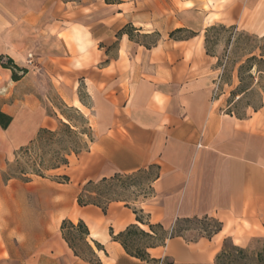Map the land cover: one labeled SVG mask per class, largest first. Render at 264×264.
<instances>
[{"label": "crops", "instance_id": "obj_1", "mask_svg": "<svg viewBox=\"0 0 264 264\" xmlns=\"http://www.w3.org/2000/svg\"><path fill=\"white\" fill-rule=\"evenodd\" d=\"M230 2L220 12L203 8L202 23L197 5L172 8L165 21L146 23L139 18V3L103 7L95 0H0V11L10 17L0 20V39L7 47L0 55L15 59L31 49L38 62L35 76L41 78L35 89L9 99L0 96V111L13 119L7 130L0 126V264H90L65 241V220L87 225L101 264H147L130 257L112 237L136 223L134 208L167 230L178 219L210 217L223 223L211 240L173 238L149 249L161 261L214 264L225 239L246 248L254 238H264V107L247 118L223 111L216 96L220 72L201 35L222 23L264 36V0ZM127 26L137 34H158L157 44L147 48L123 34ZM180 29L196 35L166 38ZM3 72L11 76V70ZM49 91L64 108L86 118L93 134L90 149L52 171L68 176V184L44 178L5 181L19 147L40 129L55 130L60 121L67 122L62 114L49 113ZM153 165L160 175L151 198L131 207L115 202L106 213L78 205L77 188L89 181Z\"/></svg>", "mask_w": 264, "mask_h": 264}, {"label": "rangeland", "instance_id": "obj_2", "mask_svg": "<svg viewBox=\"0 0 264 264\" xmlns=\"http://www.w3.org/2000/svg\"><path fill=\"white\" fill-rule=\"evenodd\" d=\"M95 3L101 4L103 7L105 4L110 3H125L129 4V7L139 3V16L140 14L142 15L139 18L144 20L146 23H150L153 19L165 21L169 15L172 16V8L173 10L177 9L181 11L186 7L197 5L196 9L200 11V13L196 15V18L199 20V23H202L205 18V13H203L202 10L203 8L212 9L214 12H220L224 8H227L231 2L230 0H95ZM135 13L136 12H134V14ZM194 16L195 15H192L193 18ZM177 17L179 18V16ZM180 17L182 19L185 18L181 15ZM9 18L8 12L0 11L1 21L7 22ZM189 23L196 26L197 22L195 19H190ZM211 26H224L226 28L224 30L218 29L208 35L209 51L215 58L214 67L216 66L217 71L220 72L216 96L222 100V109L226 114L236 116L238 118H247L249 114L257 112L264 107V72L259 73V71H264V36L252 33L237 26H233L235 28L231 29L232 26L222 23H215ZM206 29L203 33H201L204 41ZM126 30L129 32L131 31L130 28ZM193 33V30L182 29V31L175 34V36L172 37L171 33L166 36V38L169 39L172 37L173 39H185L193 37ZM132 34L134 40L147 46L153 45L158 39L156 33L147 35L144 33L137 34L132 32ZM2 46H4V48H2ZM116 48V45H114L113 56H115ZM6 49V43H4L1 38L0 53ZM31 53L34 55V60L32 64H29L28 55ZM252 57H256V60H249ZM8 58L10 57L0 55V96L5 97L7 94V96L9 95V99L16 93H23L26 88L33 87L35 89L41 81L40 77V79H37L35 76L38 74V71H36L38 66L36 53L31 49H27L21 51L19 57L15 59L11 58L15 65L28 71L25 75H23V72L17 71V75L21 76L22 80L29 73L33 75V78H29L28 81L21 82L20 84L14 86L12 84V71L11 76L8 78H5L3 74L2 65L7 63ZM218 65H221L222 67L217 68ZM41 74L42 73L40 72L39 76ZM79 92L80 96L85 99L83 86L80 87ZM49 100L50 104L48 106V111L51 115L65 113L71 118L72 124L77 125L81 130L85 129L86 125L84 124L82 116L73 108H64V104L54 91H49ZM31 140L23 146H26ZM21 147L13 153L8 163L15 162V153ZM155 174L156 170H151L135 175L132 178L124 179L126 185L124 187H119L117 193L121 194V196L126 200L132 202L131 205H137V203L145 201L153 196L151 181L153 180ZM62 176L66 175H57L56 173L50 172L46 173V178L44 179L61 182ZM32 179V181H40V177L32 176ZM77 183L78 182H76V185ZM81 189L82 188H77V192ZM213 225L214 223L211 221H190L180 223L177 230L186 238V240H194L200 235H204L203 231L206 229L210 230L209 227H212ZM263 244L264 238H254L250 246L246 248L252 253H257L262 249ZM172 262L174 261L172 260ZM166 263L167 261H164V264Z\"/></svg>", "mask_w": 264, "mask_h": 264}, {"label": "trees", "instance_id": "obj_3", "mask_svg": "<svg viewBox=\"0 0 264 264\" xmlns=\"http://www.w3.org/2000/svg\"><path fill=\"white\" fill-rule=\"evenodd\" d=\"M128 28L131 29L130 32L126 30ZM234 28L233 26L231 27V29ZM218 29L224 30L226 28L224 26H211L206 29L205 49L207 54L212 57L214 56L209 51L208 35ZM134 31H136L134 28L127 26L122 33L128 34L130 38H133L132 32ZM181 31L182 29L177 30L171 36L173 37ZM195 35L193 33V36ZM156 36L158 38V34ZM158 40L151 46L156 45ZM145 46L147 48L151 47ZM249 60H256V57H252ZM2 66L4 69L12 71V79L14 82L22 79L21 76L17 75V71L23 72V75L28 73L26 69H21L15 65L11 58H8L7 63H4ZM220 67L222 66H217V68ZM263 72L259 71V73ZM76 111L82 116L84 124L86 125L85 129L81 130L77 125L72 124L71 118L65 113H62L67 122L60 121L55 130L40 129L37 135L26 146H22L15 153L16 160L14 163H8L3 175L4 180L10 181L16 179L29 183L33 180L32 176L46 178V173L69 166L70 157L73 155L78 156L83 152L89 151L90 144L93 142L92 129L81 112ZM12 121V117L0 111V126L3 130H7L12 124ZM151 170H156V174L151 181V189L153 192L152 184L160 175V167L157 165L150 166L148 169L140 170L133 174H116L109 178L105 177L97 181H89L80 190L77 196V203L80 207H98L104 213L107 212L110 204L115 202H122L127 207H131L132 202L117 193L118 188L126 185L124 179L132 178L135 175ZM61 179V183L63 184L70 182L68 176H62ZM134 213L136 214V223L128 226L125 231L118 235H114L112 232V237L123 246L130 257L147 264H164V261H167L166 264H175L167 258L162 261L152 258L149 249L165 246L167 241L173 238H183L186 240L177 230L180 223L190 221H211L214 223L212 227H209L210 230L206 229L203 231L204 235H200L194 240H186L189 243L198 242L202 238L211 240L223 228V223L219 220L203 217L178 219L172 230H167L162 224H152L149 216L143 210L134 208ZM141 225L148 227V230L143 229ZM61 231L65 241L73 250L76 257L90 264H101L93 246L88 241L89 229L83 221L75 224L70 220H65L62 224ZM95 246L98 250L102 249V246L96 242ZM214 264H264V244L260 251L252 253L247 248L235 245L231 238H227L224 240L222 249L216 255Z\"/></svg>", "mask_w": 264, "mask_h": 264}, {"label": "built area", "instance_id": "obj_4", "mask_svg": "<svg viewBox=\"0 0 264 264\" xmlns=\"http://www.w3.org/2000/svg\"><path fill=\"white\" fill-rule=\"evenodd\" d=\"M28 60H29V64L33 63L34 55L32 53L28 55Z\"/></svg>", "mask_w": 264, "mask_h": 264}]
</instances>
